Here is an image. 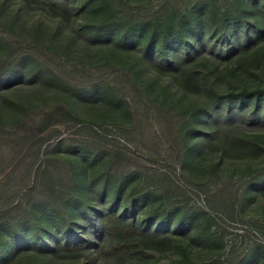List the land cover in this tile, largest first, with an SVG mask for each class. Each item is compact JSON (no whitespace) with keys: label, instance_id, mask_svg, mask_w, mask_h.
I'll return each instance as SVG.
<instances>
[{"label":"rangeland","instance_id":"rangeland-1","mask_svg":"<svg viewBox=\"0 0 264 264\" xmlns=\"http://www.w3.org/2000/svg\"><path fill=\"white\" fill-rule=\"evenodd\" d=\"M69 1L72 16L59 21L20 0H0V63L22 55L0 76V129L38 119L56 104L74 114L50 126L34 145L22 131L17 143L0 138V210L17 224L33 220L40 227L39 234L29 224L20 234L3 230L0 264H82L83 256L63 257V250L53 255L52 249L83 237L103 208L173 237L168 249L146 250L148 264L185 253L195 264H264V177L256 178L264 165V124L229 125L259 141L263 150L256 156L223 153L208 144L205 127V114L216 107L251 105L239 92L264 87V65L232 71V60L209 57L197 67L199 90L177 91L174 77L154 69V61L167 58L157 45L145 49L139 39H120L119 24L102 25L110 11L129 17L121 2L141 13L164 4L171 19L194 20L199 32L224 40L240 26L233 24L236 0ZM211 3L228 17L226 29L211 17ZM191 37L188 29L184 38L170 37L168 50L183 49ZM170 132L181 139L175 142ZM161 183L169 184L167 199ZM133 190L132 211L125 199ZM52 191L66 197L61 208L71 219V233L51 204ZM161 203L168 221L159 222L164 209L148 220ZM42 237L46 241L37 240ZM91 250L97 262L113 259L104 236H95Z\"/></svg>","mask_w":264,"mask_h":264},{"label":"trees","instance_id":"trees-1","mask_svg":"<svg viewBox=\"0 0 264 264\" xmlns=\"http://www.w3.org/2000/svg\"><path fill=\"white\" fill-rule=\"evenodd\" d=\"M32 6L40 12L47 13L59 21H68L72 16V6L69 0H20ZM126 14L125 17L120 11L108 12L102 21V25L107 28L117 26V36L120 39L142 41L145 49H155L167 56L160 61H154V69L166 72L170 77H174L173 87L177 91L196 92L200 88L201 77L198 71L199 63L204 65L209 57L215 59L232 60L230 68L232 71L245 70L251 67L264 65V0H247L237 6L235 12L238 15L234 18L233 24L240 26L232 28L224 40H219L212 35L203 34L198 31V24L192 20L191 23H184L180 20L171 19L167 6L162 4L152 11L145 13L134 12L127 4L121 2ZM210 15L223 29L227 28L230 22L225 13L214 10L210 4ZM195 18V17H193ZM237 18V19H236ZM192 31L189 44L183 49L168 50L170 37L181 36L184 38V31ZM184 40V39H181ZM22 55L17 53L0 63V76L6 75L20 60ZM167 59V60H166ZM240 95L251 98V105H226L216 107L205 114L206 128L208 131V144H216L224 153L227 149L238 155L256 156L261 153L258 140L254 136L245 134L243 131L230 128V124L242 122L245 124H264V87L242 89ZM217 98V96H216ZM170 122L174 121V116L166 113ZM74 114L71 109L63 104L53 105L47 110L40 112L39 118L34 120L19 119L10 129H0V138H4L8 143L20 142L19 132L25 134V139L30 140L32 145L44 141L42 134L52 125L63 119H71ZM226 127L227 129H225ZM175 142L181 138L179 133H171ZM177 134V135H176ZM16 138H19L16 140ZM0 151V160L3 157ZM264 177V165L256 170V178ZM171 184L173 180L168 178ZM168 185L159 184L163 199H167L170 194L166 192ZM53 190V185L50 187ZM53 192V191H52ZM118 190L114 192L117 197ZM51 199L54 208L59 209L62 220L65 221L67 232H72L71 219L61 208V203L66 199L65 195L52 193ZM137 200V192L131 191L125 199V204L130 210H134ZM167 206L161 203L158 207L151 209L147 219L158 214L159 209H164L159 214V222L165 223L167 218ZM8 210H0V253L5 255L2 247V231L10 229L11 232H23L22 226L29 224L34 227L39 234V224L30 220L27 224L14 222L8 216ZM104 236L107 241V249L113 259L111 262H97L95 254L91 250L95 245V236ZM46 241L45 237L37 239ZM173 237L166 231L154 229L146 223H141L134 218H129L118 213L114 209L103 208L97 211L92 224L87 225L84 236L74 241L66 243L57 242L52 249L53 255H59V250L64 253L61 256L80 257L85 261L82 264H148L146 250L162 251L168 249L172 244ZM255 261L254 259H251ZM166 264H195L186 253L182 258L172 260ZM237 264H240L239 262Z\"/></svg>","mask_w":264,"mask_h":264}]
</instances>
